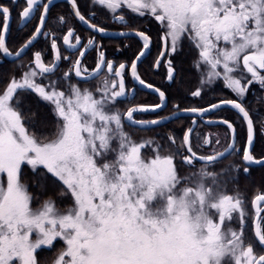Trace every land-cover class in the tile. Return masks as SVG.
Instances as JSON below:
<instances>
[{
    "label": "snow or ice",
    "instance_id": "1",
    "mask_svg": "<svg viewBox=\"0 0 264 264\" xmlns=\"http://www.w3.org/2000/svg\"><path fill=\"white\" fill-rule=\"evenodd\" d=\"M16 2L12 0L13 5ZM50 3H43L35 35L16 57L39 34L48 35L43 29ZM40 5L41 0H25L19 13L21 27H26ZM71 5L81 23L105 33L81 14L76 0ZM91 5L105 9L117 23L125 22L129 13L158 23L163 50L154 66L163 64L169 80L175 79L176 69L171 59L165 62L164 58L174 55L187 40L197 52L200 84L222 81L236 99L184 112L194 114L195 123L209 112L230 107L247 131L242 161L264 166V157L256 159L251 151L254 113L244 104L251 85L264 89V0H91ZM90 19H95V13ZM10 21V6L0 5V53L5 56L12 55L6 46ZM72 35L69 30L63 41L76 49L70 43ZM135 35L142 40L143 50L131 63V76L157 93L160 103L129 107L121 114L116 104L130 95L124 79L126 65L115 67L102 52L94 72L81 70L79 59L74 65L75 76L85 83L106 66L108 77L95 93L71 83L70 72L51 79L61 57L57 53L48 65L38 51L26 68L20 66V77L13 76L0 89V264H39L38 250H51L58 240L63 248L54 264H264V195L252 201L249 236L245 201L227 193L234 178L215 170L219 160L240 151L233 122L225 118L206 121L225 126V139L230 141L224 151L207 155L200 153L205 145L211 148L213 141L197 133L194 145V127L184 132L179 146L174 135L137 142L124 130L125 122L143 128L161 125L176 115L134 119L136 113L161 109L166 100L164 91L145 84L137 74L138 61L150 50V37L142 31ZM85 47H94V41L89 39ZM51 48L57 49L55 40ZM85 55L80 52L81 57ZM202 91L192 95L199 97ZM21 93H35L52 106L57 125L51 138L42 139L29 131L43 124L44 118L37 112L26 120ZM215 144L220 145L218 136ZM145 150L151 155L146 156ZM197 164L201 165L198 169ZM25 166L32 174L30 183L22 182ZM181 167L188 168V173L181 175ZM248 171L245 167L244 172ZM50 188L54 191L47 195ZM43 195L47 198L41 199ZM65 199L70 204L62 209L58 201Z\"/></svg>",
    "mask_w": 264,
    "mask_h": 264
},
{
    "label": "flooded vegetation",
    "instance_id": "2",
    "mask_svg": "<svg viewBox=\"0 0 264 264\" xmlns=\"http://www.w3.org/2000/svg\"><path fill=\"white\" fill-rule=\"evenodd\" d=\"M47 2L48 0H41V5L38 7V10L34 11V14L32 16L33 18L26 23V27H21L22 22L19 19V13L25 6V0H17L14 5L12 4V0H0V5L10 6L11 8V34L8 35L6 45L10 52H15L33 34V32L35 31V27L38 24L39 14L43 11L42 5L43 3ZM76 3L81 14H83L86 19H89L90 23H95L98 27L110 31H142L150 37V50H148V53L138 65L137 73L139 77L143 79L146 83L151 84L156 88H159L161 91L165 92L166 103L163 108L157 113L136 114L134 115V119H154L167 115L175 110L184 109L171 108L173 104H169V92L171 87L175 85L174 83L178 77L177 74L179 71V66L177 64V60L183 52L188 53L189 64H193L195 71L194 74L197 77L195 64L193 63V59L197 57V52L192 46L184 47L183 42V46L180 50H178L174 55L164 58L165 62H167L168 59H171L176 69L175 79L169 80L167 78V70L163 66V64H161L159 68H156L154 66L155 61L159 57V53L161 52L163 46L162 41L160 39L162 31L158 23L148 17H139L136 14L132 13H129L126 16L125 22L117 23L116 21L111 19V14L105 9L99 6L91 5V0H76ZM91 13H95L94 20L90 19ZM61 19H63L64 23L60 22ZM69 30L73 32V35L70 37V43L76 44V49H74L73 51H69L65 47L63 41V37L68 34ZM43 32H47L48 35L45 36L43 35V33H41L36 42L26 51V53L21 58L16 60V63L18 61H24V65H29L32 61L33 55L35 54V52L38 51L41 53L43 62L45 64L51 65L53 63L54 52V49L51 48V43L53 40H55L61 58L54 74H52L50 77L53 76L59 79L63 76L65 72H70L72 76L71 82L77 85H86L94 90V87L100 85L106 79V77H108L106 66L94 79L85 83L83 82V80H79L75 77L74 65L76 60L79 59L81 60V64L79 65L81 70L87 69V71L91 73L94 71V69L97 68V63L99 62V53L102 52L104 54L105 61H111L115 67L118 68L121 63H124L126 65V74L124 79L126 89L130 93V95L127 98H121L122 102L117 103L116 108H118L119 106L121 108H124L123 113H125L129 107L137 105H154L159 103V99L157 96L139 89L130 78L129 68L131 62L134 57L142 50L143 42L140 39L128 36L121 38L102 37L99 34H96L90 31L89 29H86L74 17L71 11L70 4L65 0L56 1L49 6V12L46 18V24L43 29ZM77 37L80 38V43H77ZM89 39H92L94 41V47L86 49L85 46L87 45ZM80 52H86V55L84 57H81ZM64 57H70V59L66 60L64 59ZM4 62L10 61H3L1 64H3ZM32 66L34 67V65ZM201 95L202 98H199L198 100L200 103H198L196 106H189L185 108H202L210 104L219 102L221 100L236 99L235 95L224 86L222 81H217L213 83V85L207 87L205 92H202ZM125 99L127 100V102H124ZM244 104L251 113H254L253 119L255 121V139L251 151L253 156L256 159H259L264 157V129L261 128V124L262 122H264V89H261L258 84L251 85L250 90L248 91V93H246V99L244 101ZM218 118L228 119L229 121L235 124L237 129L236 147L237 149H240L239 152H232L231 154L219 161L222 162L225 159H228V162L237 160L240 163V172L245 176L250 175L252 171H254L256 168L264 167L244 165L241 157L243 155V145L247 138L246 127L242 125L238 114L234 110L229 108H221L215 111V113L207 114L203 121H196V125L194 127L195 131L197 130V128H199V130L202 131V138L208 136V138L213 141L212 147L209 148L207 145H205L204 150L200 154H214L217 151H221L229 142L225 139V126L209 125L205 123L208 119L214 120ZM188 119L190 125L191 117H188ZM171 123L172 121L168 122L165 125H167L168 128L172 130L170 135L175 136V127L171 126ZM124 125L128 126L126 124ZM130 128L135 129L134 127ZM217 136L220 139L219 146L215 144ZM245 167H248V172H244ZM256 195H264V189L257 190L253 195H251L252 197L250 200V208L253 213V217L254 211L252 209V200L255 198ZM261 206L264 207V202H262ZM262 215H264V213H262Z\"/></svg>",
    "mask_w": 264,
    "mask_h": 264
},
{
    "label": "trees",
    "instance_id": "3",
    "mask_svg": "<svg viewBox=\"0 0 264 264\" xmlns=\"http://www.w3.org/2000/svg\"><path fill=\"white\" fill-rule=\"evenodd\" d=\"M14 50V49H12ZM194 63V62H193ZM177 64L179 66L178 77L170 89L169 104H173L172 109H177L174 106L178 105L179 108H185L189 106H196L200 103L194 97H191V93L196 88L197 78L195 76L193 64H189V55L186 52H183L182 55L178 57ZM18 70L14 68L13 62H4L0 65V89H3L4 85L10 80L12 76L17 74ZM19 99L21 100V110L26 118V120L32 119L33 113H39L44 118V123L37 125L35 128H29L30 132H35L40 138H51L52 134L56 130V119L51 112V108L48 104H45L38 96L34 93H21ZM170 110V109H169ZM171 126L175 127L176 140L180 137L182 132L189 125L188 117H181L172 121ZM128 127V126H127ZM130 128V127H129ZM139 133H145L153 135L158 141L161 138L166 139L167 136L172 132L167 125L162 127H156L153 129H134ZM228 159L223 160L222 162H217L216 164H223L222 168L224 172H227L230 177L234 179L232 182H229L227 185V192L236 191L239 193L246 194V197L253 195L257 190L264 189V167L256 168L250 175H243L240 172V163L237 160L228 162ZM228 162V163H227ZM236 165L238 167L236 168ZM231 166V171L229 167ZM24 175L22 177L23 182L30 183L31 177L28 176V171L24 167ZM27 171V172H26ZM32 176V175H31ZM30 191L36 193L35 188L30 187ZM49 191H54L51 189ZM51 195V194H47ZM47 195H43L47 196ZM62 201H58L62 205ZM44 258H46L44 256Z\"/></svg>",
    "mask_w": 264,
    "mask_h": 264
},
{
    "label": "rangeland",
    "instance_id": "4",
    "mask_svg": "<svg viewBox=\"0 0 264 264\" xmlns=\"http://www.w3.org/2000/svg\"><path fill=\"white\" fill-rule=\"evenodd\" d=\"M187 46H189V47H191V45H189V43L187 42V40H185L184 41V47H187ZM197 58V57H196ZM196 58L195 59H193V61H194V64H195V60H196ZM14 63V68H16L17 70H18V72H17V74H15L14 76L16 77V78H19L20 77V75H21V71L23 70V69H21V65H24L23 63H24V61H18L17 63H16V61H14L13 62ZM1 65V64H0ZM25 66V68L28 66V65H24ZM195 68H196V73H197V84H196V88L194 89V91L193 92H195V91H197L198 89H200V88H202L203 89V91L202 92H205V90L207 89V87H209V86H212L213 84H210V85H206V86H204V85H201L200 84V79H201V75H202V72H201V70L200 69H198L196 66H195ZM13 77V76H12ZM11 77V78H12ZM10 78V79H11ZM51 79H57V77H50ZM9 82V81H8ZM7 82V83H8ZM7 83L4 85V87L7 85ZM43 83H47V80H45V81H43ZM71 83H73V82H71ZM73 84H75V83H73ZM78 87H80L81 89H85V88H88V89H90L91 91H93L94 93H95V91H96V87H94L95 89L93 90L92 88H90V87H88V86H86V85H77ZM3 87V88H4ZM62 88H63V85L61 86ZM35 94V93H34ZM191 97H194L193 95L191 96ZM195 99H197V100H199V98H202V95L201 96H199V97H194ZM44 102V101H43ZM45 104H48V103H46V102H44ZM49 105V104H48ZM50 106V108H51V112H52V114H53V111H52V106L51 105H49ZM118 109L120 110V112H121V114H123V111H124V108H121L120 106L118 107ZM53 116L55 117V119H56V123H57V118H56V116L53 114ZM187 128V127H186ZM186 128L184 129V131L182 132V134L180 135V137L178 138V140H176V144H177V146H179L180 145V142L182 141V137H183V134H184V132H185V130H186ZM124 130L126 131V132H128L129 134H131V136H132V139L133 140H135V141H137V142H139L140 140H144V141H148V140H152V139H156L153 135H149V134H143V133H139L137 130H134V129H132V128H129V127H127V126H125L124 125ZM199 134L200 136H201V134H202V131H200L199 130V128H197V130L193 133V144H195V136H196V134ZM208 137V136H207ZM201 138H202V136H201ZM204 138V137H203ZM202 138V139H203ZM157 140V139H156ZM158 141V140H157ZM145 155L146 156H150L151 155V152L150 151H148V150H145ZM178 163H179V161H177ZM201 165L200 164H197L196 165V168L198 169L199 167H200ZM222 166H223V164H215V170L216 171H224V169L222 168ZM26 167V166H25ZM238 167V165H236V168ZM26 169H27V173H28V176L29 177H31V171H30V169L28 168V167H26ZM188 171H189V169L188 168H186V167H181L180 168V172H181V175H185V174H187L188 173ZM23 182V181H22ZM29 182H30V180H29ZM24 183H27V182H24ZM228 194H232V195H236V194H238L244 201H245V210H246V212L248 213V218H247V228H248V235L250 236L251 235V221H252V217H253V213H252V211H251V208H250V200H251V197L252 196H247L246 197V194H243V193H239V192H236V191H233V193L232 192H227ZM47 194H52V191H49ZM44 198H47V196H44V197H42V199H44ZM62 205L61 204H59L58 203V206L59 207H61L62 209L63 208H65V207H67L69 204H70V201L69 200H67V199H65V200H63L62 202ZM37 205H36V203H34L33 204V207H36ZM62 248H63V242L62 241H57L56 243H55V246L51 249V250H48V249H41V250H38V260H39V264H54V259L58 256V254H59V252L62 250ZM44 256L46 257V258H44Z\"/></svg>",
    "mask_w": 264,
    "mask_h": 264
},
{
    "label": "water",
    "instance_id": "5",
    "mask_svg": "<svg viewBox=\"0 0 264 264\" xmlns=\"http://www.w3.org/2000/svg\"><path fill=\"white\" fill-rule=\"evenodd\" d=\"M56 1H59V0H51V3H50V5L51 4H53L54 2H56ZM65 1H67L69 4H70V7H71V11H72V13H73V15H74V9L72 8V5H71V0H65ZM48 3V2H47ZM49 5V6H50ZM33 14H34V12L31 14L32 16H33ZM74 17L79 21V19L74 15ZM10 23H11V21H10ZM79 23L82 25V26H84L86 29H89L90 31H92V32H94L90 27H88L86 24H84V23H81L80 21H79ZM126 33L127 35H124V36H122V35H120V33ZM137 31H135V30H126V31H110V30H105V33L104 34H101V33H99V32H94V33H96V34H99L100 36H102V37H110V38H121V37H125V36H128V37H134V38H137V39H140L139 37H137L136 35H135V33H136ZM33 35H35V31L33 32V34L15 51V52H11L12 53V55L11 56H5V55H3V53H0V64L3 62V61H16V60H18L19 58H21L25 53H26V51L36 42V40L39 38V36H40V34L37 36V38H36V40H34L33 41V43H32V45H30L29 46V48L28 49H26L25 50V52L24 53H22L21 54V56L20 57H16L15 56V53L17 52V51H20L21 50V48H23L24 47V45L28 42V40L29 39H31L32 38V36ZM141 40V39H140ZM142 41V40H141ZM65 47L69 50V51H73L74 49H69L68 48V46L67 45H65ZM143 50V49H142ZM141 50V51H142ZM162 50H163V46H162ZM161 50V51H162ZM140 51V52H141ZM139 52V53H140ZM57 53H59L58 52V49H55L54 50V52H53V61L55 60V58H56V54ZM139 53L134 57V59H136V57L139 55ZM146 56V55H145ZM145 56H143L142 58H141V60L140 61H138V65L140 64V62L142 61V59L145 57ZM33 57H34V55H33ZM133 59V60H134ZM32 60H33V58H32ZM132 60V61H133ZM59 61H60V59L58 60V61H56V65L58 66V64H59ZM132 63V62H131ZM34 65V64H33ZM57 66H56V68H57ZM138 67V66H137ZM56 70V69H55ZM96 69H94V71H95ZM93 71V72H94ZM101 72V71H100ZM99 72V73H100ZM74 74H75V70H74ZM129 74H130V78H131V80L133 81V83L139 88V89H141V90H143V91H145V92H148V93H150V94H152V95H155V96H157L158 97V94L157 93H154L153 92V90H151V89H149V88H147V87H144V86H142V85H140L139 84V82L137 81V80H135V79H133L132 78V76H131V65H130V68H129ZM138 74V73H137ZM97 76V75H96ZM95 76V77H96ZM76 77V76H75ZM77 79H79V80H82L81 78H78V77H76ZM119 79V78H118ZM145 84H148V83H146L145 82ZM154 88H156L155 86H154ZM159 99V98H158ZM159 103H160V101H159ZM165 103H166V100H165V102H164V105H165ZM216 103H218V102H216ZM137 106H140V105H137ZM209 106V105H208ZM208 106H206V107H208ZM163 108V107H162ZM161 108V109H162ZM202 108H205V107H202ZM225 108H229V109H231L230 107H225ZM161 109H159V110H157V111H155V112H152V111H149V112H144V113H136V114H155V113H157L158 111H160ZM184 109H188V108H184ZM184 109H178V110H175V111H173V112H171V113H169V114H167V115H164V116H162V117H159V118H154V119H161V118H164V117H173V114L174 113H176V115L173 117V118H171V119H167V120H164L163 122H162V124L161 125H157V126H152V125H147L146 127H143V128H141V127H139V126H137V125H129L127 122H125V124L126 125H128V126H130V127H134V128H138V129H152V128H155V127H159V126H162V125H165V124H167L168 122H170V121H173V120H175V119H178V118H180V117H191V120H190V125H189V127H195V125H196V122L194 123V120H193V116H194V114H191V113H186V112H184ZM217 110H219V109H217ZM216 110V111H217ZM210 113H212V112H209L208 114H210ZM136 114H134V115H136ZM136 120H142V119H136ZM150 120H152V119H148V120H143V121H150ZM214 120H216V119H214ZM206 123V122H205ZM206 124H209V123H206ZM209 125H218V124H209ZM188 127V128H189ZM187 128V129H188ZM186 129V130H187ZM185 130V131H186ZM184 135V134H183ZM230 142V141H229ZM226 147V146H225ZM225 147L221 150V151H224V149H225ZM203 155V154H202ZM229 154H227L226 156H228ZM225 156V157H226ZM260 159V158H259ZM243 163H244V165L245 166H261V165H256V164H251V165H249V164H247L246 162H244L243 161ZM253 201V200H252ZM252 209H253V206H252ZM253 211H254V209H253Z\"/></svg>",
    "mask_w": 264,
    "mask_h": 264
}]
</instances>
